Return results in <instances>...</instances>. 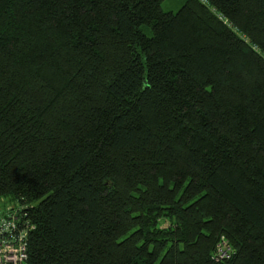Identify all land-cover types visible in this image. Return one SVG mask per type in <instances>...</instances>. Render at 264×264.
<instances>
[{
	"label": "trees",
	"instance_id": "1",
	"mask_svg": "<svg viewBox=\"0 0 264 264\" xmlns=\"http://www.w3.org/2000/svg\"><path fill=\"white\" fill-rule=\"evenodd\" d=\"M163 1L0 0L29 264H264V0Z\"/></svg>",
	"mask_w": 264,
	"mask_h": 264
},
{
	"label": "built area",
	"instance_id": "2",
	"mask_svg": "<svg viewBox=\"0 0 264 264\" xmlns=\"http://www.w3.org/2000/svg\"><path fill=\"white\" fill-rule=\"evenodd\" d=\"M11 209L8 208V212L0 216V264H29L28 234L34 227L26 221H21L17 212ZM231 254L232 248L222 238L217 245L215 259L217 261L227 260Z\"/></svg>",
	"mask_w": 264,
	"mask_h": 264
},
{
	"label": "rangeland",
	"instance_id": "3",
	"mask_svg": "<svg viewBox=\"0 0 264 264\" xmlns=\"http://www.w3.org/2000/svg\"><path fill=\"white\" fill-rule=\"evenodd\" d=\"M186 2V0H164L161 4L162 10L164 12H174L176 13ZM148 35L151 34L150 30L146 27L144 28ZM4 204H0V213L2 212ZM5 208H11V205H6Z\"/></svg>",
	"mask_w": 264,
	"mask_h": 264
}]
</instances>
